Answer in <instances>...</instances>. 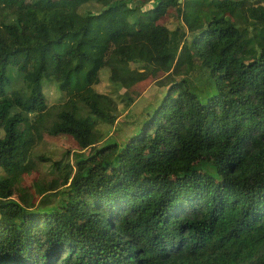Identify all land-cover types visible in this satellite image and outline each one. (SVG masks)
I'll list each match as a JSON object with an SVG mask.
<instances>
[{"label": "trees", "instance_id": "16d2710c", "mask_svg": "<svg viewBox=\"0 0 264 264\" xmlns=\"http://www.w3.org/2000/svg\"><path fill=\"white\" fill-rule=\"evenodd\" d=\"M179 1L0 0V264H264V0ZM117 8L151 39L86 50ZM136 51L177 80L140 132L99 146ZM44 135L78 149L18 188L50 162Z\"/></svg>", "mask_w": 264, "mask_h": 264}, {"label": "rangeland", "instance_id": "374dc122", "mask_svg": "<svg viewBox=\"0 0 264 264\" xmlns=\"http://www.w3.org/2000/svg\"><path fill=\"white\" fill-rule=\"evenodd\" d=\"M35 1H40L44 5L52 7L63 2L75 3L77 0H29V2ZM117 9L115 13L95 22L90 36L91 42H89L86 50H90L91 45L98 48L107 46L108 57L110 52L121 44H132L140 42L143 39H151L150 33H143L141 37L134 36V30L129 21V11L125 8ZM148 9H150V5L146 6L144 10ZM152 20L153 16L147 14H143L141 17H139V15L132 17V22H138L140 26H146ZM108 40L110 42L107 44ZM134 57V62L130 65L133 69L130 78V88L128 90L120 88L112 94L118 103L117 115L119 119L114 126H103L102 131L104 133V140L99 146L111 144L115 141L119 142L126 140L127 138H124L125 134L128 137L130 133L136 134L140 132L143 129L144 121L161 104L168 93L170 85L177 80L173 74H164L157 69L155 70V66L146 53L136 51ZM70 67L71 64L69 62L63 65L62 72L59 74V79L63 77L65 72L71 69ZM86 74L87 70L82 73H74L73 89L75 92H81L85 89L87 85ZM107 78V75H105L103 80L105 87L108 88L110 85ZM105 87H102V89ZM46 94L49 98L50 107L55 106L59 98L57 86H47ZM125 96L133 98L135 103L131 106H126L124 100ZM0 136H2V132ZM77 149L78 147L72 138L60 137L57 139H49L44 135L43 140L38 142L34 148L33 155L37 157L45 156L50 162H38V171L24 177L22 183L18 184L17 187H31V189L34 190L33 184L35 181H50L55 175V170L53 168L54 163L61 160L65 152L71 151L73 154ZM72 157L73 156L70 157L71 160ZM65 159L67 161L70 160L69 158ZM2 175H4V172L0 169V177ZM13 193L17 194L16 190H14Z\"/></svg>", "mask_w": 264, "mask_h": 264}, {"label": "water", "instance_id": "95a60500", "mask_svg": "<svg viewBox=\"0 0 264 264\" xmlns=\"http://www.w3.org/2000/svg\"><path fill=\"white\" fill-rule=\"evenodd\" d=\"M179 2L182 3V0H180Z\"/></svg>", "mask_w": 264, "mask_h": 264}]
</instances>
